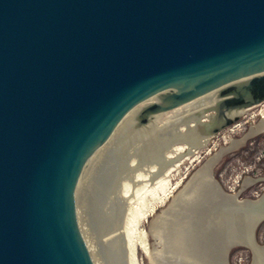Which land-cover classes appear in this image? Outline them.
Returning <instances> with one entry per match:
<instances>
[{
    "label": "water",
    "instance_id": "water-1",
    "mask_svg": "<svg viewBox=\"0 0 264 264\" xmlns=\"http://www.w3.org/2000/svg\"><path fill=\"white\" fill-rule=\"evenodd\" d=\"M263 101L264 0H0V264H97L81 207L114 144ZM232 199L264 248V193Z\"/></svg>",
    "mask_w": 264,
    "mask_h": 264
},
{
    "label": "bare ground",
    "instance_id": "bare-ground-1",
    "mask_svg": "<svg viewBox=\"0 0 264 264\" xmlns=\"http://www.w3.org/2000/svg\"><path fill=\"white\" fill-rule=\"evenodd\" d=\"M192 113L188 111L172 117V120L168 119L164 124V128L156 126L128 145L127 154L133 152L139 156L135 167L144 166L152 161L163 163L164 159L170 157V153L166 157L163 150L173 142L182 141L187 147L182 155L181 146L171 149L178 158L190 157L205 147L209 140L198 139L200 130L185 131V127L183 130L179 127L184 126L182 122L189 119ZM260 114L262 120L250 126L249 131L241 139H231L228 145L221 146L194 171L168 208L152 221L148 232L139 230V224L146 218V213L153 209L156 201L141 212L127 206V197L130 198L132 194L138 197L142 194L141 191L144 193L149 186L148 183L136 188L129 185L128 181L132 179L129 170L134 167L128 168L126 160L110 158L112 147L101 159L87 191L93 189L92 195L94 203H97V215L101 221L108 215L110 221L111 217V227L103 241L104 250L103 247L93 248L92 238L87 234L86 224H83L97 264H137L138 248L148 255L151 264H176L174 261L171 262L172 258H182L184 264H226L230 248L243 245L253 249L250 239L251 215L247 214V211L244 213L233 211V204H230L233 195L218 196L209 188L208 183H213V167L224 154L235 150L249 137L264 130V108ZM193 126L192 121L189 127L192 129ZM176 128L177 132L174 130ZM124 166L125 169L119 171L122 169L119 167ZM153 169L150 167L147 173L150 174ZM149 174H136L132 179L134 181H131L134 184L139 179L150 181ZM163 192L166 194L170 190L164 189ZM164 197H158L157 202H161ZM148 235L160 245H165L164 250L149 251L146 243ZM173 248L177 250L178 256H173L169 252H174ZM253 253V264H264V248L253 249Z\"/></svg>",
    "mask_w": 264,
    "mask_h": 264
},
{
    "label": "rangeland",
    "instance_id": "rangeland-1",
    "mask_svg": "<svg viewBox=\"0 0 264 264\" xmlns=\"http://www.w3.org/2000/svg\"><path fill=\"white\" fill-rule=\"evenodd\" d=\"M264 108V101L258 105H255L247 110L241 111L238 120L232 125L223 128L218 134L210 138L205 147L197 151L190 157H177V154L172 152V148L181 146L183 151L181 155L187 150V147L182 143H171L163 150L165 156L170 157L164 159L163 163L159 161H152L144 166H137L139 156L130 152L128 145L116 144L113 146L110 153V158L126 160L128 162V168L130 169L131 178L134 179L136 174L147 175V169L153 167V171L149 174L151 179L134 180L129 179L128 183L132 187H140L144 183H148L147 191L144 193L141 191V195L134 197L130 195L127 197V206L129 205L133 210L141 212L147 210L155 201L153 209L146 213V218L142 219L139 224V230L148 232L152 221H154L159 214L165 211L171 204L173 198L180 191L183 185L187 182L192 173L210 156L215 153L221 146L228 145L233 140L241 139L253 126L258 123L261 114V109ZM172 120V118H170ZM204 122L207 121L206 117H203ZM161 123L159 128H164V124ZM181 130L184 126H179ZM168 128V127H166ZM141 144V143H140ZM131 148V147H130ZM113 156V157H112ZM132 162L133 164L130 165ZM122 168V169H120ZM119 171L125 169L119 167ZM127 170V169H126ZM213 176L218 181L222 189L231 195L236 196L237 200H254L260 197L261 191L264 190V181L257 183L258 178L264 177V131L249 137L243 145L224 154L219 161L213 167ZM132 180V181H131ZM161 180V182H159ZM158 182V183H157ZM164 185V186H163ZM170 190L169 193L164 194L163 190ZM152 190V191H150ZM92 190L87 192L86 198L82 203L81 213L83 224L85 223L87 234L92 238V246L104 248V239L108 236L109 228L111 227V217L109 221V215L104 217L101 221L97 215L98 208L97 203H94ZM151 192H153L151 194ZM154 194V195H153ZM165 195V197H164ZM158 197H164L161 202H157ZM142 207V209H141ZM185 237V236H184ZM255 241L259 246L264 245V220L258 224L254 232ZM146 243L148 244L149 251L164 250L165 245L157 243L152 236L146 237ZM174 252L169 251L173 256L177 255V250L173 248ZM254 253L249 247L243 245H236L227 253V264H252ZM176 264H184V259L172 258L171 262ZM137 264H151L148 260V255L141 249L137 250Z\"/></svg>",
    "mask_w": 264,
    "mask_h": 264
},
{
    "label": "flooded vegetation",
    "instance_id": "flooded-vegetation-1",
    "mask_svg": "<svg viewBox=\"0 0 264 264\" xmlns=\"http://www.w3.org/2000/svg\"><path fill=\"white\" fill-rule=\"evenodd\" d=\"M262 178V177H261ZM257 183H262L261 181L260 182H257ZM264 193V190L261 191V194L260 196Z\"/></svg>",
    "mask_w": 264,
    "mask_h": 264
}]
</instances>
